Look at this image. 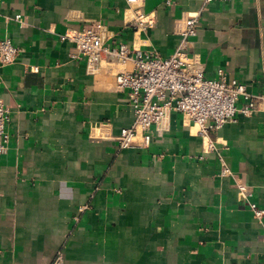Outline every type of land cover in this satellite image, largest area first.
Masks as SVG:
<instances>
[{
    "label": "crops",
    "instance_id": "obj_1",
    "mask_svg": "<svg viewBox=\"0 0 264 264\" xmlns=\"http://www.w3.org/2000/svg\"><path fill=\"white\" fill-rule=\"evenodd\" d=\"M204 3L0 0V39L19 48L0 68L10 112L0 264H54L58 254L63 264H264V222L249 206L264 207V112L202 136L172 111L153 127L150 146L120 148L134 112L116 75L134 62L104 54L90 70L62 39L96 23L106 47L165 58L183 21L199 14L189 57L207 78L222 72L264 95V0ZM137 12L154 27L134 29Z\"/></svg>",
    "mask_w": 264,
    "mask_h": 264
},
{
    "label": "built area",
    "instance_id": "obj_2",
    "mask_svg": "<svg viewBox=\"0 0 264 264\" xmlns=\"http://www.w3.org/2000/svg\"><path fill=\"white\" fill-rule=\"evenodd\" d=\"M138 0H127L129 4ZM215 1L205 0L204 7ZM167 4H170L168 1ZM152 16L137 12L131 26L136 30L154 27ZM199 14L186 18L178 30L180 41L168 57L145 54L132 50L127 44L109 48L104 45L100 25L90 24L87 28L65 35L74 44L73 59H86L90 70H96L104 54L118 58L122 62L132 60L134 69L116 75L118 87L128 91L133 107L134 122L124 128L118 137L120 148H146L155 134L154 126L162 123L168 114L177 111L188 117L199 128V134L207 136L226 124L236 121L239 114L251 116L264 112V95H254L246 84L237 79L228 81L222 72L217 78H207L203 71L188 55L189 39L196 35ZM19 48L9 37L0 39V68L14 63ZM1 81V77H0ZM10 121L9 109L0 96V154L9 141L7 126ZM222 175L231 172L226 165ZM243 197L251 192L245 184L238 185ZM254 217L264 222V207L255 202L249 203ZM82 210L84 208H81ZM54 264H63V255L58 254Z\"/></svg>",
    "mask_w": 264,
    "mask_h": 264
}]
</instances>
